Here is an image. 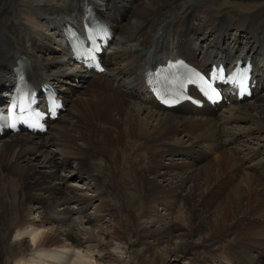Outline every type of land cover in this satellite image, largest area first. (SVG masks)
Masks as SVG:
<instances>
[{
    "label": "bare ground",
    "instance_id": "1",
    "mask_svg": "<svg viewBox=\"0 0 264 264\" xmlns=\"http://www.w3.org/2000/svg\"><path fill=\"white\" fill-rule=\"evenodd\" d=\"M87 1L113 30L101 73L72 63L58 34L61 22L77 18ZM218 2L0 0V91L12 78L10 65L24 54L31 75L49 78L65 105L45 133H0V264L264 261V4L232 15L212 8ZM241 54L260 70L253 92L241 99L167 108L147 89L146 71L160 58L181 55L204 67ZM150 152L154 161L140 167ZM104 168H113L115 187L104 184ZM121 182L130 184L123 194L144 202L129 213L122 205L125 217H135L128 237L116 229L117 211L105 204L120 194ZM198 194L225 197L212 213L215 226H254L256 239L246 240L250 254L238 253V245L207 250L219 239L199 202L188 225L178 218ZM231 228L223 236L234 233Z\"/></svg>",
    "mask_w": 264,
    "mask_h": 264
},
{
    "label": "rangeland",
    "instance_id": "2",
    "mask_svg": "<svg viewBox=\"0 0 264 264\" xmlns=\"http://www.w3.org/2000/svg\"><path fill=\"white\" fill-rule=\"evenodd\" d=\"M218 3H220V4H212L211 6H212V8L219 9L220 13L230 12L232 15H238V14H246L247 15L248 13H250L252 11H255L256 9H259V7L262 4H264V0H219ZM78 93H79V95L80 94L83 95V92L80 90V91L75 93V95H74L75 98L79 97ZM126 100H124V101L126 102ZM69 110H70V108H69ZM68 112H66V113H68ZM202 114H200V115L202 116ZM20 133H24V132H20ZM47 135L48 134H46V136ZM43 136H45V135H43ZM0 138H2V137H0ZM151 152L148 153V155L147 154L144 155V156H146L145 159L142 157V159H140L138 161L139 162L138 164H140V167H142V165H145L146 161H147V166L149 167L150 163L152 161H154V159L152 158V153ZM106 156L107 155H105V157ZM209 157L216 158V155H215V153H211L209 155ZM106 159L109 162H112V159L110 158V156L106 157ZM135 160L137 161V159H135ZM162 160L163 161L167 160V157L166 158L163 157ZM112 170H113V168H110V169L109 168H104V170H100V172H101L100 174L102 175V178L106 179V183H104V184H107L108 186L113 188V187H115V181H114L113 177L111 176V171ZM223 173H225L224 170L221 172V174L225 177L226 173L225 174H223ZM223 176H222L221 179L224 178ZM65 180H66V183H74V182L75 183H79L80 182L78 180H73L72 178H70V179L67 178ZM122 185H123V183L121 182L120 186H121L122 190L120 189V186L116 190L117 192L120 193V194H117V198L114 197L113 199L111 198V200L108 198V200L105 201V204L107 205V207L108 206L112 207V208L115 209V211H117V214H116V216H117L116 217V221H117L116 229H118L119 233H121L124 237H128L133 232L134 223H135V217H133V215H130V216L128 215V216L125 217L126 213H123L121 211L122 205H124L125 203H126V205H128V209L130 211H127V213H129L134 208L137 209V208L142 207V204L144 202L141 203V201H138L137 197L133 193H128L127 195L123 194V190L126 189L127 185L129 186L130 184L123 185V186ZM214 188H215V185L213 186L212 190H214ZM199 198H200V194L196 195L194 200L189 201L188 202L189 205H183L182 209H180L178 211V216H179L178 218L179 219L181 218V220H183L184 223H186L188 225V223L190 222V216L188 215V213L193 211V210H195V208H197V207H195V204H197L199 202V206L204 208L205 215L209 217L208 218V220H209L208 221V229L210 231H212L211 233L214 236H217L218 239H219V240H217L214 243H210L209 242L208 246L206 247L207 250H213L214 248L216 249V246H214V244H217V245L219 244L218 246H220L221 250L223 248H225V247H228L229 245H232V246L238 245L239 246V249L237 250L238 253H240V254H250L251 251H252L251 248L253 247V245H250L251 241L248 242L246 240H249L247 238L256 239V237H253V235H254L253 231L254 230H252V229H253L254 226L253 227L251 226L252 228L251 227H249L247 229L240 228L238 230L234 229L235 228L234 226H232V228H231V226H227L226 229L228 227H230L232 230L234 229V231H233L234 233H229V234H226L225 236H223L224 232L225 233H228V232H226V229L222 230L224 228L223 225L215 226L216 223H215L214 217H212V213L219 208L220 204H222V203L225 204L227 202L225 197L222 196V194H221L219 196H213V197H210V196L206 195L203 198H200V200H199ZM35 215H33V216H35ZM231 217L232 216L228 215L226 217V219H225V222L223 224L227 225L229 223V221L231 220ZM253 219H255V217ZM257 222H260V221H257ZM261 223H263V225H264V220H262ZM144 227H145V225H144ZM143 241H145V242H143L145 244L148 240L143 239ZM248 243H250V244H248ZM140 254L143 255L142 253H140ZM152 254H155V252H150L149 257L153 256ZM162 254H163V250H160V255L162 256ZM203 254L205 255V253H203ZM208 255L209 254H206L205 257L208 258L209 257ZM259 264H264V261L260 262Z\"/></svg>",
    "mask_w": 264,
    "mask_h": 264
}]
</instances>
